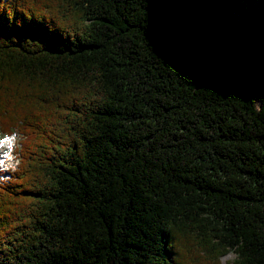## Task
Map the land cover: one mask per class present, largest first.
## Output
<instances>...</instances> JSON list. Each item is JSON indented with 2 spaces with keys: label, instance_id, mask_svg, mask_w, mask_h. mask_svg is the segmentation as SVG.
Listing matches in <instances>:
<instances>
[{
  "label": "trees",
  "instance_id": "16d2710c",
  "mask_svg": "<svg viewBox=\"0 0 264 264\" xmlns=\"http://www.w3.org/2000/svg\"><path fill=\"white\" fill-rule=\"evenodd\" d=\"M0 264H264V0H0Z\"/></svg>",
  "mask_w": 264,
  "mask_h": 264
},
{
  "label": "clouds",
  "instance_id": "9594fccd",
  "mask_svg": "<svg viewBox=\"0 0 264 264\" xmlns=\"http://www.w3.org/2000/svg\"><path fill=\"white\" fill-rule=\"evenodd\" d=\"M17 134L13 133L11 136L5 135L0 137V167L8 170L12 165L8 162L13 160L12 152L16 143ZM7 148V151L4 149Z\"/></svg>",
  "mask_w": 264,
  "mask_h": 264
},
{
  "label": "rangeland",
  "instance_id": "374dc122",
  "mask_svg": "<svg viewBox=\"0 0 264 264\" xmlns=\"http://www.w3.org/2000/svg\"><path fill=\"white\" fill-rule=\"evenodd\" d=\"M0 137H2V135L0 134ZM18 140V137L16 138V141ZM12 156H13V160L12 161H10V162H8V163H10L11 165H12V167H10L8 170H10V171H13L16 167H17V164H18V158H17V156L14 154V153H12ZM3 168V167H2ZM4 169V168H3ZM9 175V173L7 172L6 174H5V176H8ZM234 253H228V254H226V255H224V256H222L221 257V264H229L228 262L230 261V260H232L233 258H234Z\"/></svg>",
  "mask_w": 264,
  "mask_h": 264
}]
</instances>
